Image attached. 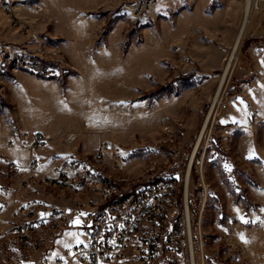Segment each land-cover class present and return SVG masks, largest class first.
<instances>
[{
	"label": "rangeland",
	"instance_id": "1",
	"mask_svg": "<svg viewBox=\"0 0 264 264\" xmlns=\"http://www.w3.org/2000/svg\"><path fill=\"white\" fill-rule=\"evenodd\" d=\"M35 1L38 9L32 1L14 16L0 8V40L27 45L61 87L77 76L72 95L86 92L91 99L87 114H68L57 126L81 135L67 151L71 139L53 147V137L43 132L49 118L67 115L44 114V96L54 91L27 85L37 100L19 102V117L8 97L11 84L1 85L0 264L37 262L44 252H56L68 229L25 232L20 210L41 218L57 208L44 211L31 202L65 198L82 213L97 199L88 186L50 183L59 172L73 176L80 159L102 170L123 194L153 181H180L176 208L183 214L188 162L201 133L185 192L195 262L264 264V6L251 12L221 81L245 0H160L143 15L134 12L136 0ZM35 132L50 139L34 149L23 135ZM96 143L108 145L101 159ZM31 162L37 165L28 174ZM11 163L24 173H12Z\"/></svg>",
	"mask_w": 264,
	"mask_h": 264
},
{
	"label": "built area",
	"instance_id": "2",
	"mask_svg": "<svg viewBox=\"0 0 264 264\" xmlns=\"http://www.w3.org/2000/svg\"><path fill=\"white\" fill-rule=\"evenodd\" d=\"M35 0H0V8L9 16ZM160 0H136L134 12L149 13ZM264 6V0H253L251 11ZM49 64L27 45L7 43L0 40V106L4 96L1 85H9L21 74H35L51 78L54 73ZM49 136L35 132L24 134L23 143L31 148L44 146ZM108 145L101 143L96 154L101 159ZM115 168L119 158L114 155ZM73 176L59 172L50 182L54 186L78 190L82 185L94 189L98 197L91 202L85 219L84 240L65 247L58 254L44 252L40 260L32 264H192V245L189 235V220L184 202L183 214L176 208L178 183L176 179L153 181L140 190L123 194L110 183L103 171L91 162L80 159ZM36 162H31L28 174L34 171ZM12 173H24L16 163L10 164ZM81 185V186H80ZM185 199V188H184ZM23 225L25 232L33 233L47 227L61 230L70 227L64 212L57 208L48 210L41 218L29 217ZM21 225V226H22ZM26 258H22L24 262Z\"/></svg>",
	"mask_w": 264,
	"mask_h": 264
},
{
	"label": "crops",
	"instance_id": "3",
	"mask_svg": "<svg viewBox=\"0 0 264 264\" xmlns=\"http://www.w3.org/2000/svg\"><path fill=\"white\" fill-rule=\"evenodd\" d=\"M5 25V20L3 14L0 11V28ZM3 36L0 29V37ZM78 81L76 77H69L66 82V87H61L59 81L55 78H41L33 77L30 74H21L14 82L9 86L8 97L13 105L14 114L19 115L18 103L25 101L28 105L33 101L37 100L36 96L29 93L26 86L29 84L41 85L44 87H50L54 92L50 95L44 96V102H48V109H44V114H67L66 116L60 115L59 117L49 118L47 125V130L43 131L46 134H50L53 137L51 145L54 147H60V143L57 140L68 139L71 142L66 145V149L69 150L73 144L75 137L81 139V135L78 133L77 129L71 130V128L57 127L59 123H64L67 121L68 114H87V103L90 102V96L88 93L82 94L80 97L72 95L71 85L76 84ZM76 99V100H75ZM76 101L75 106L72 105V101ZM73 106V107H72ZM20 117V115H19ZM100 144V143H99ZM98 143L94 144V147L99 146ZM89 149L87 147L84 150ZM10 153H13L9 150ZM53 157V156H51ZM49 157V158H51ZM32 205L36 204L37 207L55 206L62 209V211L69 216L70 227L64 231L63 234L57 239V249L52 255H56L59 251L65 247H70L84 240L85 232V219L87 211L82 213H77L74 204L71 200L65 198H43L39 197L38 200L31 202ZM46 208H44L45 211ZM38 215H46L43 211H38Z\"/></svg>",
	"mask_w": 264,
	"mask_h": 264
},
{
	"label": "bare ground",
	"instance_id": "4",
	"mask_svg": "<svg viewBox=\"0 0 264 264\" xmlns=\"http://www.w3.org/2000/svg\"><path fill=\"white\" fill-rule=\"evenodd\" d=\"M252 3H253V0H245V9H244V14H243V19H242L240 28L238 29V32L236 34V38L234 39L235 41H234V44H233V46L231 48L230 56L227 59V62L225 64V67H224V75H223L221 81H223V78L227 74L230 66L232 65V63H233V61L235 59V53H236V51L238 49V46H239L241 40L244 37V33H245L246 26L248 24V21L250 22V16H251V12H252L251 11ZM220 89L221 88L219 87L218 90H217V92H216V94H215V98L213 99V106L218 101V98H219V95H220V92H221ZM201 135H202V133L200 134L199 138L197 139V142H196V144H195V146L193 148L192 154H191L190 159H189V162H188L187 176H186V179H185V182H186V191L185 192L186 193H187V187H188V184H189L188 172H189V170L191 168V165L193 163V160H194V157H195V154H196V150H197L198 144H199V142L201 140ZM185 204H186V195H185ZM186 207H187V204H186ZM187 219L188 220L190 219L189 213H187ZM189 235H190V238H191V229L190 228H189ZM190 243L192 245V256H193L192 264H196V262H195V256H194V246H193L192 240H191Z\"/></svg>",
	"mask_w": 264,
	"mask_h": 264
},
{
	"label": "trees",
	"instance_id": "5",
	"mask_svg": "<svg viewBox=\"0 0 264 264\" xmlns=\"http://www.w3.org/2000/svg\"><path fill=\"white\" fill-rule=\"evenodd\" d=\"M38 77H40V76H38ZM42 78V77H41ZM50 79V78H49Z\"/></svg>",
	"mask_w": 264,
	"mask_h": 264
},
{
	"label": "snow or ice",
	"instance_id": "6",
	"mask_svg": "<svg viewBox=\"0 0 264 264\" xmlns=\"http://www.w3.org/2000/svg\"><path fill=\"white\" fill-rule=\"evenodd\" d=\"M245 222H247V221H245Z\"/></svg>",
	"mask_w": 264,
	"mask_h": 264
}]
</instances>
